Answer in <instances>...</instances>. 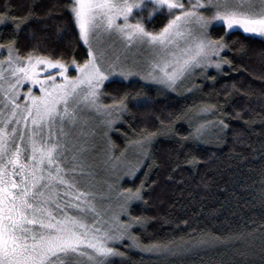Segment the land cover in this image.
I'll use <instances>...</instances> for the list:
<instances>
[{"label":"snow or ice","instance_id":"snow-or-ice-1","mask_svg":"<svg viewBox=\"0 0 264 264\" xmlns=\"http://www.w3.org/2000/svg\"><path fill=\"white\" fill-rule=\"evenodd\" d=\"M165 8L170 18L158 31L149 30L145 17L134 12L148 9L151 19ZM64 10L87 46L82 62L75 56L66 61L40 54L35 46L22 53L15 35L0 41V50L7 53L0 58V264H114L112 258L125 256L115 246L125 238L144 251L175 255L176 248L187 245L170 241L142 246L132 232L147 222L129 211L133 202L143 200L144 181L119 194V212L108 220L99 219L86 149L67 125L77 123L81 105L103 114L107 128L128 110L127 93L113 98L111 104L102 103L104 82L113 74L124 79L139 75L175 90L197 69L206 73L208 68L219 71L231 66L223 53L239 42L230 39L233 31L264 38V0H67ZM51 15L49 11L40 16L30 8L18 18L5 8L0 11V25L13 23L18 33L30 20ZM214 24L222 26L223 35L213 37L209 29ZM104 34L119 37L125 47L149 46L156 54L151 69L141 75L121 64L119 57L110 60L99 46ZM244 47L241 43L240 49ZM70 67L78 74L69 75ZM26 83L38 85L40 94L29 87L21 103L20 89ZM200 111L216 115L219 109L205 104ZM160 123L161 129L142 130L132 142L139 156L135 163L128 162L125 175L135 176L143 160L150 158L155 137L171 131V123ZM210 125L222 133L228 129L223 118L206 121L182 139H200ZM187 162L199 163L195 157ZM154 166L155 161L148 165ZM89 215L94 217L91 224ZM120 215L127 219L121 220ZM252 236L251 231L228 236L202 233L191 246L216 247Z\"/></svg>","mask_w":264,"mask_h":264},{"label":"trees","instance_id":"trees-1","mask_svg":"<svg viewBox=\"0 0 264 264\" xmlns=\"http://www.w3.org/2000/svg\"><path fill=\"white\" fill-rule=\"evenodd\" d=\"M66 2L0 0V11L7 8L18 18L30 8L40 16L52 12L44 20H30L18 33L13 23L0 25V41L15 35L22 53L35 46L40 54L62 56L66 61L75 56L82 62L87 48L64 10ZM167 18V13L158 11L144 22L158 30ZM210 32L213 37L224 34L218 24ZM230 39L239 41L223 53L232 61L231 66L224 65L219 71L209 69L175 90L164 91L137 79H111L104 84L102 101L111 104L113 98L127 93L128 110L107 135L104 124L96 131L98 153L87 161L96 171L91 178L95 187L99 185L95 193L107 196L105 187L110 189L111 197L102 199L113 207L118 191L134 189L144 181L143 200L133 202L129 210L133 216L147 218L143 226L132 229L139 244L174 241L176 245H187L176 248L175 255L161 254L134 247L132 240L125 238L115 244L125 256L112 258L114 264H264V38L237 29ZM205 104L216 105L219 112H201ZM178 116L182 118L177 120ZM221 118L228 124L225 132L210 125L200 139H182L190 136L198 124ZM161 120L165 125L172 124L171 131L155 137L150 158L143 160L135 176L124 172L108 177L103 168L108 171L121 153L126 169L129 161L135 163L139 151L132 142L140 138L142 130L161 129ZM192 157L199 161L195 166L187 162ZM153 161L156 166L149 169ZM120 219L127 216L120 215ZM249 231L253 236L247 241L191 246L202 233L228 236Z\"/></svg>","mask_w":264,"mask_h":264},{"label":"rangeland","instance_id":"rangeland-1","mask_svg":"<svg viewBox=\"0 0 264 264\" xmlns=\"http://www.w3.org/2000/svg\"><path fill=\"white\" fill-rule=\"evenodd\" d=\"M150 6L151 5H149V7ZM147 11H148V9H143V10L136 9V10H134V12L137 15H143L145 17L144 21L148 20ZM160 11H164L165 13H167L166 8L161 9ZM214 25H216V24H214ZM145 26L147 27L146 24H145ZM147 28L149 30H153L150 27H147ZM158 30H154V31H158ZM78 32H79V30H78ZM99 46L102 47L106 51L107 57L110 60H115L116 57H119V62L121 64H123L125 67L132 68L133 71L140 72L141 75H143L144 73L148 72L151 69V62L155 59V56H156L153 49H151L147 45H132L129 47H125L124 42L119 37H117L115 35L109 36L107 34H104L101 38V41L99 42ZM86 48H87V46H86ZM6 54L7 53L4 50H0V58H3V56H5ZM71 69L72 68L70 67L69 71ZM209 69L216 70L214 67L208 68L207 70H209ZM52 71H55V70H52ZM202 73L203 72L200 69H197L193 75H191L187 79L183 80V82H178L177 85H180V84L187 82V81H190V80H194V79L200 77L202 75ZM77 74L78 73H76L75 71L73 74L69 73V75H77ZM41 75H43V73H41ZM59 79L60 78L58 77V80ZM111 79H120L123 81L131 80V79H137V80H140L144 83L154 85V86H156L159 89L164 90V91H172L173 90L171 88L166 87L165 85L158 84L152 80L142 79L141 76H139V75H133V76L128 77L127 79H124L123 77H121L118 74H113L112 76L109 77L108 80H106L104 82V84L106 82L110 81ZM29 87H31L33 92H35L37 95L40 94L38 85L33 86L31 84L26 83L20 89L21 100L19 102L23 103V94L27 91V89ZM176 88H177V86H176ZM101 100H102V97H101ZM102 103H104V102L102 101ZM105 119H106V117L103 114L96 112L94 109H90V108H87V107H84L83 105H81L80 108L78 109L77 123L75 125H67V127L71 129V133H72L73 138L78 143H82L83 146L85 147L86 151H85L84 155L87 158V161L89 159H93V155H97V153H98V152H96V150L99 149V148H97V144H96V141L98 142V139L96 138V136H97L96 131L101 130V128H102L101 124H104L103 122ZM118 120H116V122L114 124H116L118 122ZM91 126H92V128L90 129ZM109 129L110 128H106L107 133L110 132ZM134 146H136V145L134 144ZM128 148H130V147H128ZM104 162H106V161H104ZM114 162H116V163L115 164L112 163L110 168H108V171L103 168V171L106 172V175L108 177H111V176L115 177L116 175H122L125 172L124 170H126V163L122 158L119 160L116 159ZM91 171H92V176H94L96 174V171L94 169H91ZM103 184L105 186L108 185V183H106V182H104ZM92 185H93L92 191L95 192V188H96V190L99 189V188H97L99 185L96 187L94 186V184H92ZM105 188L107 189V192L110 195L111 190L108 189L107 187H105ZM109 188H111V187H109ZM120 193L121 192H119V191H118V193H116L117 197H119V198H118V200H116V204L113 207L107 203L108 201H105L102 199V198H107V197H111V196H109V195L106 196V195L101 194V193H100V195H99V193L96 194L95 198L99 201H95V203H96L98 211L101 213V216L99 217V219L108 220L114 213L119 212L118 206L120 203H122V201L120 199V195H119ZM102 200L104 202H102ZM87 219H88V223L91 224L94 217L92 215H89V217Z\"/></svg>","mask_w":264,"mask_h":264},{"label":"bare ground","instance_id":"bare-ground-1","mask_svg":"<svg viewBox=\"0 0 264 264\" xmlns=\"http://www.w3.org/2000/svg\"><path fill=\"white\" fill-rule=\"evenodd\" d=\"M210 31V30H209ZM195 121V120H194ZM195 123V122H194Z\"/></svg>","mask_w":264,"mask_h":264}]
</instances>
